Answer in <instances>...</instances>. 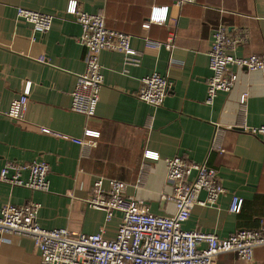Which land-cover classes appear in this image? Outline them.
I'll list each match as a JSON object with an SVG mask.
<instances>
[{
    "label": "crops",
    "instance_id": "obj_1",
    "mask_svg": "<svg viewBox=\"0 0 264 264\" xmlns=\"http://www.w3.org/2000/svg\"><path fill=\"white\" fill-rule=\"evenodd\" d=\"M69 2L0 0V171L8 160H46L50 165L46 191L0 180V210L7 203L37 201L38 222L45 228L92 234L104 226L105 237L114 238L122 213L116 211L107 221L104 210L89 206L94 180H124L127 193L143 200L151 212L173 215L176 204L167 196L174 187L167 181L165 159L181 156L215 168L226 187L216 203L194 206L185 229L226 237L239 228L264 225V135L244 130L264 124V76L234 67V87L207 102L213 29L224 24L233 35L247 31L235 55L264 54V0L184 5L177 0H77L84 11L103 12L108 27L131 34V45L142 53V63L125 71L123 54L101 52L105 79L90 118L71 108L77 75L86 69V49L78 39L81 25L67 12ZM154 4L169 5L166 23H147ZM17 6L54 14L51 28L35 32L31 23L17 17ZM172 32V47L147 46L149 40L166 42ZM40 55L48 62L38 61ZM155 71L170 80L161 106L138 97L141 79ZM29 82L25 118L14 120L5 112ZM86 127L99 131L100 137L96 146L83 149L72 138L83 136ZM146 150L158 152L159 158H146ZM27 176L24 171L22 177ZM234 195L243 199L237 213L230 211ZM200 197L206 198V192ZM7 237L0 245V264H44L31 237ZM216 264H264V246L255 248L252 261L225 252Z\"/></svg>",
    "mask_w": 264,
    "mask_h": 264
},
{
    "label": "built area",
    "instance_id": "obj_2",
    "mask_svg": "<svg viewBox=\"0 0 264 264\" xmlns=\"http://www.w3.org/2000/svg\"><path fill=\"white\" fill-rule=\"evenodd\" d=\"M196 0H177L184 5ZM17 17L32 24L35 32L44 34L52 26L54 14L16 7ZM67 12L80 25L79 41L85 46L86 69L77 75L72 91L71 108L86 118L95 115L100 99V88L105 76L101 64V52L116 51L123 54L125 71L129 66L142 63V53L131 45V34L107 26L103 12L84 11L77 0H70ZM169 5L151 6L147 23L164 24L168 20ZM247 31L230 34L224 24L213 29L211 48L208 52L212 75L208 79L207 102L211 103L220 91H230L237 79L236 68L260 71L264 76V54L246 56L235 55L239 43L247 38ZM175 33L166 42L149 40L147 46L160 47L174 45ZM48 62L46 56L36 58ZM170 88L167 75L153 72L141 79L138 97L154 106L163 105ZM30 82L15 98L5 114L14 120L22 121L28 107ZM247 93L241 97L245 110ZM42 132L59 135L47 128ZM244 130L255 135H264V124L244 126ZM100 132L86 127L81 137L72 140L83 149L96 146ZM215 141V142H214ZM216 147V133L213 138ZM146 158L158 159V152L146 150ZM167 181L174 191L168 198L176 204L173 215H160L151 212L145 202L127 193L128 182L116 178L97 177L88 197L89 206L106 212L110 221L116 211L122 213L116 236L105 237L102 226L96 233L88 234L69 228H45L38 222L41 204L29 201L25 204L7 203L0 210V245L9 235L18 234L31 237L40 251L44 264H216L221 253L234 252L242 260L252 261L255 248L264 246V225L260 228H239L226 237L200 230L183 227L196 204H214L226 192L218 171L205 162H190L181 156L165 159ZM24 171L28 172L23 178ZM50 165L46 160L17 162L8 160L0 171V180L11 185H20L33 190L49 189L48 174ZM12 172V173H11ZM107 182V186H106ZM206 192V198L200 197ZM243 199L232 197L231 212H240Z\"/></svg>",
    "mask_w": 264,
    "mask_h": 264
}]
</instances>
